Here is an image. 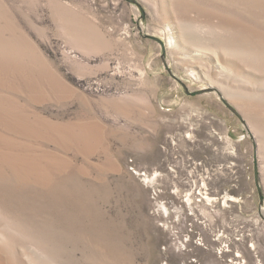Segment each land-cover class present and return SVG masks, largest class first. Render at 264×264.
Segmentation results:
<instances>
[{"label":"rangeland","instance_id":"1","mask_svg":"<svg viewBox=\"0 0 264 264\" xmlns=\"http://www.w3.org/2000/svg\"><path fill=\"white\" fill-rule=\"evenodd\" d=\"M0 264H264V0H0Z\"/></svg>","mask_w":264,"mask_h":264},{"label":"water","instance_id":"2","mask_svg":"<svg viewBox=\"0 0 264 264\" xmlns=\"http://www.w3.org/2000/svg\"><path fill=\"white\" fill-rule=\"evenodd\" d=\"M224 104H225L228 108L231 109V107H230L226 102H224ZM255 183H256V185L258 186L257 170H256V167H255ZM258 192H259V196H260V203L262 204V200H263V198H262V196H261V191H260L259 188H258Z\"/></svg>","mask_w":264,"mask_h":264},{"label":"bare ground","instance_id":"3","mask_svg":"<svg viewBox=\"0 0 264 264\" xmlns=\"http://www.w3.org/2000/svg\"><path fill=\"white\" fill-rule=\"evenodd\" d=\"M168 44H169V42H167L166 46H168ZM157 176H158V173L155 172V173L153 174L151 180L154 181V180L157 178ZM189 196H190V195L188 194V197H187V201H188V202H190V198H189ZM206 198H207V200H209L208 197H206Z\"/></svg>","mask_w":264,"mask_h":264}]
</instances>
